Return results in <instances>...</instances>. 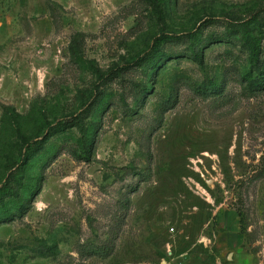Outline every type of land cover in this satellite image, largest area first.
<instances>
[{"label": "rangeland", "instance_id": "rangeland-1", "mask_svg": "<svg viewBox=\"0 0 264 264\" xmlns=\"http://www.w3.org/2000/svg\"><path fill=\"white\" fill-rule=\"evenodd\" d=\"M158 1L0 0V264H264V0Z\"/></svg>", "mask_w": 264, "mask_h": 264}, {"label": "trees", "instance_id": "trees-1", "mask_svg": "<svg viewBox=\"0 0 264 264\" xmlns=\"http://www.w3.org/2000/svg\"><path fill=\"white\" fill-rule=\"evenodd\" d=\"M24 1L25 0H22V2H24ZM148 1L156 10H158V11L160 10L161 3L158 0H148ZM244 36L247 39V42H248L247 46L250 49L251 54L254 55L255 52H256L255 43L253 42L252 39H249V37H248V35L246 33H244ZM82 37H83V33L82 32H75L74 34H72V36L70 38L68 51H69V54H70V58H72L73 60H78V58L80 57L81 49H82V41H83ZM184 37H186V39L189 40V39H193L194 35H192L190 33H187V34L184 35ZM197 56H198V54H196V58H197ZM140 60H141L140 56L138 55V56H135L132 61L135 64H138L140 62ZM200 62H201V59H200ZM119 70H120L119 66L111 67L110 69H108L106 71H102L99 68L94 67V73L96 75V80H97L96 83H95V86L96 85L99 86L100 82L104 81L105 79H107L109 77L118 76V72H120ZM255 70H259L257 66L255 67ZM247 88L249 90L248 95L252 96V95L256 94L257 92L261 91L262 89H264V84L256 85V86H252V84H249ZM95 89H97V88L95 87ZM219 92L220 91L217 90V91H213L211 94H218ZM172 100H173V97L170 96L167 99V102L171 103ZM8 109H9V107H7V106L3 107V113H2V117H1V121L2 122H4V119H5V117H6L7 113H8L7 112ZM165 111H166V108L159 113V115H158L159 119H161L163 117V113ZM69 123H71V125H73V126H76L80 130V132L82 134L86 133L85 122H84L81 114L72 115L70 117ZM66 127H68V125L66 123L59 122V123H56L53 126H50V128H49L50 131L49 132H51L52 130H57V129H59V131H61L63 128H66ZM19 139L26 146H28V150L26 152L29 153L30 155H33V149L31 148V146H33V142L30 143V140L28 139V137L24 136L20 131H19ZM89 147L90 146H87L83 150L82 154H80V155L79 154L76 155V153H74L75 156H78L79 159L89 160L90 152H91V149ZM35 190H38V192L41 190L40 182H37V184L35 186ZM10 191L12 192L13 195H16V192H14L12 188L10 189ZM2 200L3 199L0 198V202H2ZM124 201H125L124 205H128L129 204V197H126ZM28 208H29V203H25L24 205H22L18 209L16 215H18L19 217L23 216L28 211ZM5 221H7V219ZM5 221H1V223L5 222ZM102 249H105V247L102 248Z\"/></svg>", "mask_w": 264, "mask_h": 264}]
</instances>
